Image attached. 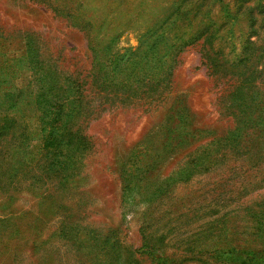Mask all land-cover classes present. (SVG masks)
<instances>
[{
  "label": "rangeland",
  "instance_id": "1",
  "mask_svg": "<svg viewBox=\"0 0 264 264\" xmlns=\"http://www.w3.org/2000/svg\"><path fill=\"white\" fill-rule=\"evenodd\" d=\"M173 1L0 0V82L26 86L35 53L85 73L89 43L102 47L116 36L111 52L139 54L145 25L169 24ZM67 13L79 14L85 29ZM189 19L180 32L211 34L210 53L236 60L254 42L264 87V0L197 4ZM201 41L179 53L172 41L164 68L172 76L161 96L88 120L92 148L63 188L52 179L43 189L0 193V264H264V138L258 149L257 140L247 143L251 136L224 139L234 120L221 96L235 77L206 67ZM174 105L181 118H170ZM26 121L33 122L29 112ZM141 228L155 237L146 245L155 244L161 259L152 260ZM221 231L235 259L199 252L221 241Z\"/></svg>",
  "mask_w": 264,
  "mask_h": 264
},
{
  "label": "trees",
  "instance_id": "2",
  "mask_svg": "<svg viewBox=\"0 0 264 264\" xmlns=\"http://www.w3.org/2000/svg\"><path fill=\"white\" fill-rule=\"evenodd\" d=\"M116 1L111 0V4L115 5ZM212 1L174 0L167 7L171 16L169 24L157 19L145 25L141 35L147 38L140 43L143 46L139 54L131 53V50H125L123 54L111 52L118 39L116 36L102 47L97 42L95 45L89 43L92 44L91 67L85 73L61 66L55 55L35 53L31 60L34 64L33 79L27 81L26 86L0 82V85H5L0 86V193L43 189L52 179L63 188L72 172H76L77 163L92 148L90 137L84 132L88 120H95L112 108L133 107L136 99L148 102L150 98L162 95L172 76V72H165L164 68L167 56L171 58L172 55L168 49L175 46L173 40L177 43L174 53H179L202 38L200 52L206 60V67L216 75L235 77L231 90L221 96H225L220 105L222 110L234 120L232 128L223 136L225 140L235 139L240 134L251 136L247 143L253 145L257 140L258 149L264 138V87L257 83L262 73L257 65V46L254 42H247L240 56L232 60L216 53L217 50L210 53L208 39L212 37L206 31L193 30L192 27L188 31L179 30L185 27L182 21L189 20L190 23L192 6H205ZM134 7L139 8L138 13L141 9L144 11L140 2ZM65 16L73 26L85 29L83 23V27L77 23L79 14L67 13ZM86 18L91 20L90 16ZM100 23L103 25V21ZM179 110V105H174L172 113L175 115L170 118L177 119ZM28 112L33 117L31 124L26 121ZM259 216L255 215V218L259 219ZM220 228L223 230V225ZM141 230L145 248L150 250V254L157 250L160 253L155 244L146 245V239L155 237H147L145 229ZM218 235L224 238L203 250L198 246L199 252H217L216 258L226 259L229 256L226 253L233 251L234 247L229 241L225 242V232ZM233 256L230 253L227 259H235ZM157 258L161 259V256L152 255V260Z\"/></svg>",
  "mask_w": 264,
  "mask_h": 264
}]
</instances>
